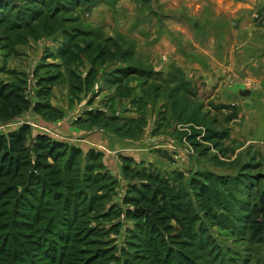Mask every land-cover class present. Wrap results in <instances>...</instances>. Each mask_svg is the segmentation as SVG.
Instances as JSON below:
<instances>
[{
  "label": "rangeland",
  "instance_id": "rangeland-1",
  "mask_svg": "<svg viewBox=\"0 0 264 264\" xmlns=\"http://www.w3.org/2000/svg\"><path fill=\"white\" fill-rule=\"evenodd\" d=\"M197 1L0 0V134L29 129L17 157L21 168L0 178V248L5 236L22 252L7 245L0 264H264V244L241 233L235 217L247 200V177L264 175L259 151L229 141L236 113L203 102L208 94L197 72L192 75L198 87L190 92L175 61L172 85L127 76L122 86L115 78L117 68L143 63L134 55L135 41L116 32L125 25L133 30L136 22L144 30L154 21L159 28L171 22L200 29L204 23L196 18L204 14L196 11ZM236 1L246 4L235 20L248 39L238 37L234 48L250 41L261 46L255 29L264 24V0ZM95 3H103L102 9L92 11ZM94 12L105 27L88 25ZM18 20L28 24L18 27ZM222 60L226 70L228 56ZM242 62L233 61L243 71ZM77 72L91 77L84 90ZM232 78L223 71L222 88L236 82L257 89ZM135 84L143 87L140 93L133 92ZM85 106L120 119L74 120ZM38 135L80 154L71 163L67 154L49 158L34 148ZM92 151L99 154L94 161ZM143 186L158 192V207L171 210L173 202L175 213L161 219L129 190ZM138 208L143 215L133 218Z\"/></svg>",
  "mask_w": 264,
  "mask_h": 264
},
{
  "label": "crops",
  "instance_id": "crops-1",
  "mask_svg": "<svg viewBox=\"0 0 264 264\" xmlns=\"http://www.w3.org/2000/svg\"><path fill=\"white\" fill-rule=\"evenodd\" d=\"M197 2L196 11L199 14H204L202 18H196V21L204 23V26L202 25L200 29L194 30L193 26L191 27L186 24L181 27L171 22H169V24L164 22L165 26L159 28L154 21L150 23L149 26H146V29L142 30L141 26L136 22L137 25L133 26V30H130L132 26H126L124 24L125 26L122 27V31L116 32V37L120 38L122 36L135 41L132 47L134 49V55L138 56V59L143 61L141 64L138 63L139 67L137 66L143 74L132 76L144 77L143 79L148 83L147 85H149L150 82L172 85V82H174L172 73L174 71L175 61L184 73L185 79L188 80L187 83H189L188 88L190 87V92L193 93L195 87L198 86L195 84L192 73L197 72L199 75L197 80L200 81L199 87H202L206 95L208 94L206 100L203 99V102L207 103L211 101L214 105H220L236 113L237 118L231 120V122L234 123V127L230 133L229 141L235 143L236 140L238 144L241 143V149L250 145V150L259 151V157L256 159L258 161L260 159V164L264 166V160L261 159H264V24L258 29H255L256 35L260 37L261 41L259 44H262L261 46L252 47L250 46V41L249 46L245 45L234 48L238 37L244 38L246 41L248 39L243 32L246 27L235 20V14L244 9L243 6H246V4L236 0H198ZM170 3L172 4V1ZM101 5H103V3H97L92 6V8L94 7L92 11L94 9H96V11L99 8L102 9L103 6ZM96 6H99V8ZM91 16L94 17L93 19H89L91 23L88 25H101L102 22L105 21L103 16L96 15L95 12L92 13ZM234 21L235 26L233 27L231 22ZM261 22H264V18L261 19ZM132 23V25H135V20H133ZM104 34L108 36L105 31ZM114 34L112 33L111 36ZM222 34L226 41L225 43L221 41ZM252 37L253 35L251 38ZM146 43L149 44L148 47ZM254 44L256 45V43ZM141 55L148 58L143 57V59L139 57ZM254 55L257 56V60L252 59L251 56ZM223 56L225 59L226 56H228L229 59L228 66L227 68L225 67V69L230 79L236 77L243 81L244 84H254L257 87L255 91L242 87V84H236V82H232L235 85L233 87L229 86V90L222 88L223 81H221L222 79L220 78L222 72L226 71L221 68V64L224 65L223 61L225 62V60H222ZM242 57L244 58V62H242L243 66L240 65V67H244L243 71L236 66L237 64L233 63V61L236 63L238 58L242 60ZM123 68H117L118 73H116V78L120 76L119 74L122 72ZM76 75L79 79H83L81 82L83 85L81 86V90H84V85H86V87L88 86L91 77L87 75V77L84 78L78 72ZM120 78L122 80L121 84L124 86V83L128 80L127 75H122ZM77 87L78 85L75 84L72 86V88H76L79 92L80 88ZM127 87L129 88V85H127ZM130 89L131 88H129V90ZM68 90H70L69 83ZM132 90L134 93H140L139 91H142L143 87L141 88L135 84ZM245 91H249L250 94L243 96L242 94ZM181 92L180 90V93ZM126 95L128 96V94ZM164 100L166 104L169 99L165 98L163 101ZM154 105L156 104L154 103ZM83 111L79 119L84 122L88 118L98 119L100 118L99 116H102L101 119H104V117L111 120L112 118H118L106 114L105 109H101L100 111L99 108H92L89 106L86 108L85 106ZM127 119L130 121L135 120L134 118ZM178 122V120L175 121V123ZM62 126L66 129L64 125ZM216 133V131H213V134ZM252 134H254V136L250 137ZM168 142L170 144H176L177 147H183L182 144L174 143L175 140L171 139V141Z\"/></svg>",
  "mask_w": 264,
  "mask_h": 264
},
{
  "label": "trees",
  "instance_id": "trees-1",
  "mask_svg": "<svg viewBox=\"0 0 264 264\" xmlns=\"http://www.w3.org/2000/svg\"><path fill=\"white\" fill-rule=\"evenodd\" d=\"M71 1H75V0H71ZM16 19L18 18L16 17ZM15 24L18 25V27H20L22 24H25L26 26L28 23L21 22L20 20H18V22H15ZM99 41H100L99 39H96V43ZM71 50H72L71 48L68 49V54ZM123 70L122 72H120L119 74L120 76L122 75L132 76V75L143 74L142 72H140L138 67L134 64L131 66L129 65L124 66ZM120 76H118V78ZM76 79H79V78L76 76ZM35 109L38 110V107H35ZM27 133H29L28 127H23L20 130L9 133L7 136L0 134V178L4 176H12V173L13 174L17 173V171L21 168V165L17 157H19L20 154H22V152H24L26 149L25 145H26ZM34 148L36 149L38 153L46 154L49 158L56 159V160H58L59 158H62L63 155L67 154L69 163H71L72 160L78 157L80 154L79 148L77 147L62 144V143L53 141L46 136H41V135H38L36 137ZM98 155H99L98 152L96 153L92 151L89 154L91 161H94L95 159H97ZM90 165L91 164H88L87 168H90ZM100 171L106 173V170H100ZM245 181L248 182V186H247L248 190L246 191L247 194L244 191H242L241 193L243 194L245 193L244 195L246 196L247 200L244 201L245 200L244 199L243 200L244 202L240 203L239 205L240 215L235 216V217L238 218V221H240V223L242 224V227L239 226L241 229L240 230L241 233L242 232H244V234L249 233V239L252 242L257 243V244H264V175L256 179L247 177ZM133 189H134L133 187H130L129 190L133 193L140 194V196H142L145 199L144 201L146 203L153 205V208H154L153 211H156V212L159 211L160 214L158 217H160L161 219L170 217L172 214L175 213L173 209L174 207H172L173 202L171 204V210L167 209L166 206L158 207L156 205V199L159 196L157 191L152 192V190L147 186H143L141 190H137V189L133 190ZM149 192H151L152 196H150ZM1 198L2 197H0V199ZM69 205L70 204L67 203L66 207L69 208ZM67 212H68V215H70V210ZM73 212H74L73 215H75V209L73 210ZM134 213L135 214L133 218H140L143 215V212L140 210V208H138V212L136 211ZM67 220L69 221V218H67ZM56 223H58V220H56ZM11 243L12 242L8 238L3 236L2 242H1L2 247L0 248V251H3V249L7 245L8 247H10ZM12 244H13L14 252L15 253L18 252L19 254H21L22 251L18 250L19 249L18 247H21V246L16 245L15 241H13ZM3 257L7 258L6 255H3Z\"/></svg>",
  "mask_w": 264,
  "mask_h": 264
},
{
  "label": "water",
  "instance_id": "water-1",
  "mask_svg": "<svg viewBox=\"0 0 264 264\" xmlns=\"http://www.w3.org/2000/svg\"><path fill=\"white\" fill-rule=\"evenodd\" d=\"M231 25L234 27L235 26V22H231ZM250 94V92L249 91H245V92H243V96H247V95H249Z\"/></svg>",
  "mask_w": 264,
  "mask_h": 264
},
{
  "label": "built area",
  "instance_id": "built-area-1",
  "mask_svg": "<svg viewBox=\"0 0 264 264\" xmlns=\"http://www.w3.org/2000/svg\"><path fill=\"white\" fill-rule=\"evenodd\" d=\"M79 116H80V115H78V116L74 117V120H76V119H77Z\"/></svg>",
  "mask_w": 264,
  "mask_h": 264
}]
</instances>
